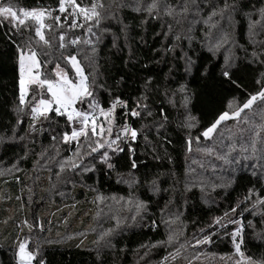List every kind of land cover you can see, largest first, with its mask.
<instances>
[{
  "label": "trees",
  "instance_id": "trees-1",
  "mask_svg": "<svg viewBox=\"0 0 264 264\" xmlns=\"http://www.w3.org/2000/svg\"><path fill=\"white\" fill-rule=\"evenodd\" d=\"M13 2L17 7L25 8L56 7V0H13ZM110 2L111 0H104L105 4ZM171 2L176 3L178 0ZM243 4L246 6L245 12L253 13L252 18L256 19L255 10L264 5V0H243ZM118 15L123 24L128 26L127 39L121 34V24L117 20H106L103 27L110 28V31L104 33L97 47L99 73L107 85L111 86L110 90L113 94L109 96L101 93V98L107 104L115 95H120L122 99L128 100L130 107H134L133 99L144 91L142 77L152 76L154 81L147 94L148 104L154 115L147 117L142 114L144 118L135 120L129 117V123L138 129L141 125L151 128L153 121L159 119L161 108L168 117L159 137L156 130L151 128L145 133L148 142L141 135L133 144L136 150L135 157L140 165L134 175L140 179V185L130 188L128 184L120 181V176L126 177L130 170L126 148L114 158L115 170H109L106 166L97 163L95 171L79 177L66 172L62 174L60 180H57L55 173L58 171V164L72 155L71 148L59 141L53 144L49 137L55 134V131H48V123L43 124V132L38 130L34 134L26 135L28 119L24 117L23 125L17 128V136L25 135V140L20 142L17 139L11 143H0V170H4L0 175V225L7 218L8 221H12L14 225L11 226L10 232L13 238L16 235V225L22 217L30 223L38 217L44 230L40 231L39 228L34 230L32 241L33 245L39 244L40 255L46 264H160L165 256L173 253L181 244H185V247L180 255L176 260L169 257L167 264H188L189 260L192 264H235L239 257L234 253L230 236L225 235V231L231 233L234 225L229 224L226 230H219V234L212 236V242L207 245L196 247L190 245L195 244V239L201 238L200 229H205L204 234L217 231L214 227L209 228L213 219L222 217L237 204L241 206L235 216L230 213V217L237 218L244 208H248L249 211L243 213V222L246 224L248 220H252L256 225L255 232H260L262 217L259 214L252 215V201L257 195L264 196V174L257 169V175L253 176V170L244 166L237 169L234 177L221 173L219 161L197 151L198 147L210 146L212 141H205L201 137L200 144L193 142L192 151L189 153L185 138L189 134L192 137L198 136L220 111L228 107L230 100L234 104L236 100L245 99L246 93L257 91L256 80L260 77V73L264 72V65L249 63L244 52L236 46L226 45L213 55L207 50L206 42L202 44L204 37L202 30L206 26L201 23L194 26L192 33L194 39L191 42L187 39L181 41L183 50L188 52L200 66L199 71L194 69L191 74H186L184 62L164 52V47L173 43L171 36L158 35L168 31L167 23H173L174 32L183 31L182 28H177L168 18L141 23L146 17L130 8L124 9ZM248 23L249 20L245 15H237L231 33L235 44L247 48L250 54L253 48L249 44ZM6 33L11 35L9 27L7 25L0 27V135L10 136L11 127L16 121L13 109L18 95V71L15 47L9 42ZM75 34L81 33L77 30ZM47 35L51 37L52 33ZM114 39L116 47H113ZM257 39H264V35ZM179 51L178 48L177 53ZM52 55L59 57L60 53L53 49ZM225 55L239 57L235 61L232 79L236 80L240 87L232 85L220 76ZM85 64L87 65V62ZM145 65L148 67L145 68ZM204 66H208L211 70L207 78L200 75ZM180 83H186L191 94V102L187 110L182 106V96L179 93L174 98L171 97V93L168 97L163 94L164 88L174 90ZM158 86L160 91H156ZM169 99H174L175 106L169 103ZM120 114L121 110L118 109V119ZM189 114L195 116L198 121L196 127L190 130L182 126L185 117ZM59 122L61 125L64 123L62 119ZM52 128L55 129V125ZM225 128H231L233 133L238 131L231 121L225 125ZM225 135L227 136V132ZM244 135L247 137L248 133ZM218 141L219 137L216 141L217 146H219ZM157 156L159 159L156 158ZM194 161L196 163H193ZM211 163L217 165L215 173L212 171ZM13 164L18 165L19 171H7ZM201 164L203 168L200 167ZM189 168L195 169V174L189 172L188 179L197 183L203 179L204 192H201L199 186L185 191V174ZM158 174H160L158 183L161 191H149L144 180L152 179ZM217 176H225L226 180H231L230 186L216 187L213 190V183H221ZM65 177L73 179L74 185L65 183ZM93 188L96 191L90 190ZM250 188L255 191L251 194V200L245 202V196L249 195ZM60 192L64 195H59ZM19 193L20 200H17ZM130 193L148 202V211L143 221L136 223L131 221L130 217L134 209L124 201L117 203L116 200L111 199L112 196L117 200L123 197L126 201ZM97 195L108 199L96 201ZM166 204L167 208H165ZM7 206H11V211L6 210ZM70 207H76L75 214L83 208L88 209L89 214L74 226L72 221L75 214L72 218L70 216L68 221L61 222L60 217ZM161 209H164V212ZM46 210L55 212L54 219L48 227L45 226L43 217V212ZM57 210L59 212H56ZM171 214L179 215V220L170 226L171 230L183 234L171 244H157L158 241L167 240L169 227L161 223V220L167 221ZM113 216L119 218L122 223L110 237L111 246H105L104 242L94 243L101 232L115 227ZM152 220L157 222L156 225H152ZM223 223L227 224V220ZM242 251L257 259L264 257V239L258 238L251 228L246 227ZM145 252H148V255H145ZM0 264H14L13 250L10 246H0Z\"/></svg>",
  "mask_w": 264,
  "mask_h": 264
},
{
  "label": "snow or ice",
  "instance_id": "snow-or-ice-1",
  "mask_svg": "<svg viewBox=\"0 0 264 264\" xmlns=\"http://www.w3.org/2000/svg\"><path fill=\"white\" fill-rule=\"evenodd\" d=\"M243 0H178L172 3L171 0H111L105 4L104 0H56V7H17L13 0H0V27L7 25L11 35L5 34L9 42L15 47V58L18 71L17 80V101L13 109L16 116L15 124L11 127V135H0V143H11L17 139L23 142L25 135L17 136V128L24 123V117L28 119V128L26 135L34 134L38 130L43 132V124L48 123V131H55L50 135V140L55 145L57 141L72 150V155L58 164V171L55 176L57 180L61 179L63 173H71L74 176H82L96 170L97 163L106 166L109 170H115L116 164L114 158L127 149L128 164L130 165L129 174L125 177L120 176V181L129 185L139 186L141 181L134 175L140 165L135 157V148L133 144L143 135L144 140L148 142V136L145 134L151 128L156 130L157 136H160L161 129L164 128L168 117L164 109L159 110V119L153 121L151 128L147 125H141L138 129L129 123V117L136 118L152 117L154 113L150 110L148 104V92L151 90L154 78L152 76L142 77L144 80V91L141 95L133 99L134 107L129 106L128 100L122 99L120 95H115L107 104L101 98V93L113 96L106 81L101 78L98 70L97 47L101 42L104 33L110 31V28L103 27L106 20H117L121 24V34L127 39L128 26L124 25L119 19V12L126 8L145 16L146 19L141 23H147L148 20L162 21L168 18L173 21L177 28L183 31H175L173 23H167V32L158 35L171 36L173 43L164 47L165 53H170L174 58L184 62V72L191 74L193 70L199 71L200 66L188 52L184 51L181 41L187 39L191 42L194 39L192 35L194 26L203 24L206 26L202 44L206 42L207 50L215 55L224 46H236L244 52L249 63H259L264 65V39L257 37L264 35V5L255 10L256 19H253V13L245 12ZM245 15L248 20L249 44L252 45V52L249 54L247 48L235 44L232 38L231 29L237 15ZM51 21V23L49 22ZM186 26V27H185ZM79 30L80 35L75 34ZM27 33V35H25ZM47 33H52L49 37ZM19 40V42H18ZM113 47H116V40H113ZM180 49L177 53V49ZM59 52V57H54L52 51ZM43 58V59H42ZM239 57L225 55L224 64L221 66L220 76L230 82L232 85L240 87L236 80L232 79L235 61ZM87 62V65L85 64ZM145 68L148 66L145 65ZM87 68V70H86ZM46 69V71H42ZM171 72V69H170ZM210 68L203 67L200 72L201 77L207 78L210 75ZM123 79V78H121ZM168 79V76H165ZM258 90L246 93L243 100L229 101L228 107L220 111L207 127L195 137L190 134L186 136L185 143L187 151H192V144H200L201 137L205 141H212L210 146L197 148V151L203 152L215 161H219V171L227 173L234 177L240 166L250 167L252 175H257V169L264 174V72L256 80ZM156 91H160L159 86ZM174 98L177 93L182 96V106L185 110L191 102L186 83H180L174 90L164 88L163 94ZM169 103L175 106L174 99H169ZM121 110L118 119L117 110ZM64 123L61 125L60 120ZM233 122L237 132L233 133L231 128H225L229 122ZM198 123L197 118L192 115L185 117L183 127L192 129ZM55 125V129L52 126ZM223 129V130H222ZM227 132V136L225 135ZM248 133L245 137V133ZM219 137L217 146L216 141ZM167 142V138L165 137ZM47 149H45V152ZM155 151V149H153ZM44 155V153H41ZM57 155L59 153L57 152ZM27 150L25 149V157ZM159 159V156L156 157ZM55 159V157H51ZM193 163H196L194 161ZM203 168V165H200ZM213 173L217 170V165L211 163ZM19 171L18 165L13 164L7 171ZM4 170H0V175ZM195 174V169L189 168L186 172L184 182L185 191H190L191 187L199 186L201 192H204L205 181L201 179L198 183L188 179V173ZM158 174L152 179H145L144 183L148 185L149 191L159 192L161 188L158 183ZM220 184H212L213 190L216 187H228L231 180H226L225 176H217ZM19 180V177H17ZM51 181V176L49 177ZM64 182L73 184L74 180L65 177ZM55 187V185H53ZM91 191H96L94 188ZM167 191V189H164ZM255 189H248L249 195L245 196V202L251 200V194ZM63 196L64 193L60 192ZM20 200V197H16ZM31 199V197H29ZM106 197L97 195L96 201H103ZM111 199L117 203L124 201L128 206L134 209L130 219L134 223L143 221L148 211V202L129 195L128 200L115 196ZM171 201H169L170 203ZM167 204L165 208H167ZM240 204L233 206L226 211L222 217H215L209 228H216L217 231L205 233V229H200L201 238L195 239L196 247L198 245H207L212 242V236L218 235L219 230H226L228 225H234L229 235L234 253L239 257L235 264H264V257L259 259L251 255H246L242 251V245L245 243V228H251L258 238L264 239V196L257 195L252 201V215H260L261 230L255 232L256 225L252 220L243 222V213L249 211L244 208L239 217L232 218L230 213L235 216ZM164 212V209H161ZM115 227L101 232L94 243L104 242L105 246H111L110 237L115 233L122 221L113 216ZM179 220V215L171 214L167 221L161 220L169 227L166 241H158L157 244H171L179 239V235L171 230V225ZM227 220V224L223 223ZM9 221H3L7 224ZM50 223V222H49ZM156 225V221H151ZM15 239L10 247L13 250L14 264H46V261L40 255V246L38 243L33 245L32 234L39 228L43 231V224L37 217L32 223L27 219L21 220L17 225ZM27 229V231H25ZM141 247H145L141 245ZM156 247V245H151ZM185 244H181L173 253L165 256L160 264H167L169 257L176 260L180 255ZM148 255V252H145ZM195 259V257H193ZM188 264H192L189 260Z\"/></svg>",
  "mask_w": 264,
  "mask_h": 264
},
{
  "label": "rangeland",
  "instance_id": "rangeland-1",
  "mask_svg": "<svg viewBox=\"0 0 264 264\" xmlns=\"http://www.w3.org/2000/svg\"><path fill=\"white\" fill-rule=\"evenodd\" d=\"M20 196H21V194L19 195V197ZM5 200H7V198ZM10 207L11 206H7L6 210L11 211ZM75 210H76V207H70L69 209L64 211L62 216L60 217L61 222L68 221V218L70 216L72 218L74 216L73 214H75L74 213ZM56 212H59V211L57 210ZM53 214H55V212L53 213L50 210H46L45 212H43V217H44V222H45L46 227H48L49 224L53 221V219H54ZM88 214H89V210L86 208H83L79 213L75 214V216L73 217L72 226L79 224L81 222V219L85 218ZM23 219H25V218L22 217L21 220H23ZM1 224L2 225H0V246H10L12 244L13 240L15 239V236L12 238V235L10 232V228H11V226L14 225V223L9 220V222L7 224H4V223H1ZM16 232H17V230L15 231V233Z\"/></svg>",
  "mask_w": 264,
  "mask_h": 264
}]
</instances>
